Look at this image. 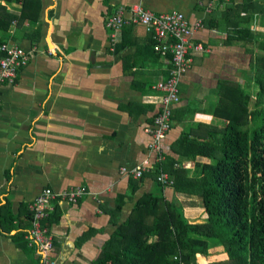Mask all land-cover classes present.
<instances>
[{
    "label": "crops",
    "instance_id": "crops-1",
    "mask_svg": "<svg viewBox=\"0 0 264 264\" xmlns=\"http://www.w3.org/2000/svg\"><path fill=\"white\" fill-rule=\"evenodd\" d=\"M41 1L36 25L13 24L0 33L29 56L16 83L1 87L0 264H40L25 237L32 227L30 206L47 188L89 192L75 204L58 201L44 222L57 264H93L116 228V206L124 205L123 222L146 193L177 201L190 223H204L208 215L197 196L177 192L175 184L163 187L155 171L140 180L122 173L154 163L145 128L161 109L163 94L155 87L168 79L173 64L171 55L155 52L153 35L141 25L125 27L112 50L106 22L117 7L137 4L201 22L193 40L207 51L183 76L172 128L162 141L163 164L178 160L193 176L197 163L213 161H190L188 155L199 151L190 141L214 146L225 134L226 121L216 115L221 86L254 92V59L262 51L230 35L241 23L264 43V0Z\"/></svg>",
    "mask_w": 264,
    "mask_h": 264
},
{
    "label": "trees",
    "instance_id": "trees-1",
    "mask_svg": "<svg viewBox=\"0 0 264 264\" xmlns=\"http://www.w3.org/2000/svg\"><path fill=\"white\" fill-rule=\"evenodd\" d=\"M41 9V0H0V33H8L13 24L36 25ZM230 37L256 44L262 51L254 59V92L240 85L221 86L216 115L226 121L225 134L214 146L190 141L199 151L188 155L190 161L203 156L212 164L197 163L193 176L178 160L159 166L177 192L201 200L207 220L190 223L177 201L146 193L123 222L124 205L116 206L112 212L116 228L93 264H200L198 256L207 255L212 242L224 248L226 259L211 264H264V43L247 27ZM3 43L1 37L0 46ZM138 189L134 186L133 192Z\"/></svg>",
    "mask_w": 264,
    "mask_h": 264
},
{
    "label": "built area",
    "instance_id": "built-area-1",
    "mask_svg": "<svg viewBox=\"0 0 264 264\" xmlns=\"http://www.w3.org/2000/svg\"><path fill=\"white\" fill-rule=\"evenodd\" d=\"M23 1L20 0V2ZM132 25H141L153 35L155 52L162 57L171 55L173 68L168 79L160 81L155 87L163 94L161 109L154 117L152 124L145 128V133L151 139L149 147L154 154V163L151 165V162L147 160L141 168L135 170L123 168L122 173L140 180L145 173L155 171L157 181L163 187H171L174 181L168 173L159 168L164 160L162 141L172 128L173 106L180 101L179 86L182 78L191 69L194 58L207 51L203 44L193 40L194 34L202 28V24L201 22L191 23L185 14L178 11L156 14L139 4L131 8L119 6L114 16L106 23V27L112 32V50L120 44L123 29ZM0 51L3 54L0 61L1 106V87L16 83L19 71L29 63V56L22 47L8 43H3ZM88 193L82 188H71L62 193H56L47 188L31 204L32 227L25 238L27 244L37 252L40 264H57L53 252L54 237L48 225H44L45 220L55 211V204L60 200L75 204Z\"/></svg>",
    "mask_w": 264,
    "mask_h": 264
},
{
    "label": "rangeland",
    "instance_id": "rangeland-1",
    "mask_svg": "<svg viewBox=\"0 0 264 264\" xmlns=\"http://www.w3.org/2000/svg\"><path fill=\"white\" fill-rule=\"evenodd\" d=\"M114 14H115V12L109 16L108 20L111 19L114 16ZM237 27L243 28L241 23L239 25H237ZM236 31L237 30H235L234 33ZM225 259H226V254L224 252V248L215 242H212V246L210 247L207 255H199L198 256V261L200 264H211L213 262L223 261Z\"/></svg>",
    "mask_w": 264,
    "mask_h": 264
}]
</instances>
